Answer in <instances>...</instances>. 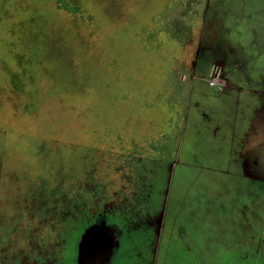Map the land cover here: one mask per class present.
I'll list each match as a JSON object with an SVG mask.
<instances>
[{
	"label": "rangeland",
	"instance_id": "obj_1",
	"mask_svg": "<svg viewBox=\"0 0 264 264\" xmlns=\"http://www.w3.org/2000/svg\"><path fill=\"white\" fill-rule=\"evenodd\" d=\"M263 97L264 0H0V264H66L100 204L155 227V264L197 258L167 204L217 232L204 264L264 261Z\"/></svg>",
	"mask_w": 264,
	"mask_h": 264
},
{
	"label": "flooded vegetation",
	"instance_id": "obj_2",
	"mask_svg": "<svg viewBox=\"0 0 264 264\" xmlns=\"http://www.w3.org/2000/svg\"><path fill=\"white\" fill-rule=\"evenodd\" d=\"M234 72H230V64L226 61H221V60H215L214 62V67L212 70V76L213 79L210 83V85L212 84V86H214L216 83V81L219 79L221 81H225V85L224 88H226V91L229 90V88H232V86H236V89L240 90V91H245L248 90L247 93H253L254 90H252V88H248V86H239L235 84V81L239 80V79H244L245 80V75L241 76L239 74L238 78L235 77L236 73H239V69H242L243 67L241 65L236 63H233ZM232 75V76H231ZM260 77H263L262 75H260ZM213 88V87H212ZM218 89H221V87L218 85ZM250 90V91H249ZM227 95L230 96V94H228V92H226ZM264 98V97H263ZM238 101H241L240 99ZM241 104V103H240ZM250 127V126H248ZM247 136L249 133V128H247ZM246 130V129H245ZM259 134L261 135L260 137L262 138V134L259 132ZM230 137V136H228ZM246 168L242 169V173L246 174ZM124 195V194H123ZM122 195V196H123ZM124 197V196H123ZM126 197V196H125ZM122 203L124 204V207H128L126 206L127 204H129L130 202H127L126 200H123ZM132 204V203H131ZM167 209H165L164 215H165V219L163 221V228H162V234L161 237L163 236V233L165 232V230H169L170 228L178 231V234H181V238L187 239V226L186 224H184V219L181 221H177L174 223L173 220H171V218L173 217V214L171 215V209L169 204H167ZM100 210L96 212H98V217L95 218V220L90 224H84L82 226V228H80V225H74L71 226V228L69 229V233H70V241L69 244L67 246V251H66V264H79L78 262V255H79V244L82 238V235L84 234V232L91 228L94 225H103L106 224L108 226H110L111 228H113V230L115 231V234L117 236V240L118 242L120 241V247L118 249L115 248V251L112 255V257L110 258L109 262H106L105 264H151V260L152 259H145L144 255V249H149L147 247V245L151 244V240H147V238H144V243L146 244L144 246V248L142 246L140 247H135L133 244H136V239L132 236L134 231H138L139 229L142 228V226H144L143 228H149V230L151 229V232L154 231L155 227H153L150 223L147 225H144L146 222L144 221L143 225H140L139 223V219H137L138 217H136L133 214H130L128 211V209L125 208L121 209L120 211H118V209H116L113 214L108 215V205L106 204L104 207H102V204L99 205ZM170 209V210H169ZM73 210V211H72ZM71 210V216L73 215L74 218H76V216H79L77 213L78 210L77 209H72ZM143 211V210H142ZM87 212V211H86ZM180 211H178L175 215H178ZM151 214V213H150ZM97 215V214H96ZM80 217V216H79ZM144 217V215H143ZM98 218V219H97ZM172 222V224H171ZM170 224V225H169ZM184 224V225H183ZM80 226V227H78ZM80 228V229H79ZM79 231L78 236L76 237L74 232L75 231ZM152 234V233H151ZM155 234V233H154ZM125 240V241H122ZM128 242V243H126ZM186 244H190L189 242ZM70 247H72L74 249V256H73V261L72 263H70V255H69V249ZM135 249H137V252L135 253ZM142 249H143V253H142ZM155 254V252H154ZM152 257V256H151ZM155 258H153V262L152 264H155Z\"/></svg>",
	"mask_w": 264,
	"mask_h": 264
},
{
	"label": "water",
	"instance_id": "obj_3",
	"mask_svg": "<svg viewBox=\"0 0 264 264\" xmlns=\"http://www.w3.org/2000/svg\"><path fill=\"white\" fill-rule=\"evenodd\" d=\"M120 247L115 231L110 226L94 225L82 235L79 244V264H105Z\"/></svg>",
	"mask_w": 264,
	"mask_h": 264
},
{
	"label": "trees",
	"instance_id": "obj_4",
	"mask_svg": "<svg viewBox=\"0 0 264 264\" xmlns=\"http://www.w3.org/2000/svg\"><path fill=\"white\" fill-rule=\"evenodd\" d=\"M186 203H189V202H184V201H182V207H181V205H179V208H183V206L184 205H186ZM186 208H187V205H186ZM189 209H192V210H196V208L192 205V206H190L189 207ZM194 217H196L195 219H194V221H193V223H192V227H193V231L191 232V233H193V234H196V235H198L199 233L201 234H199L200 235V238H201V236L203 235V233H204V227H205V224H204V221H205V217H204V215H202V216H197V215H195ZM200 217H202V219H203V223L202 224H200V222L198 221V219L197 218H200ZM176 221V220H175ZM175 221H174V223H175ZM177 222V221H176ZM167 230V229H166ZM210 231V230H209ZM189 232V231H188ZM188 232L186 233V234H188ZM202 232V233H201ZM207 234H208V239H206V240H204V242H200V241H198V240H200V238H194V241L191 239V242H189V240H188V236H187V239H184V241L186 242V243H191L192 244V246H189V248L188 247H186V244H185V248L184 249H186V251L187 252H190V253H194V256L195 257H197V258H194V259H192L191 261H188V262H186V264H204V253L207 251H209V250H207V244H210V242L212 241V240H215V239H218V236L216 235L217 234V232L216 231H214V234H210V233H208L207 232ZM209 235H213V236H215V237H210ZM221 236H220V239H224L225 238V234H220ZM223 236V237H222ZM198 237V236H197ZM176 239H179L178 238V233L176 232V235H174L173 236V238H172V241H175ZM212 239V240H211ZM182 240H183V238H182ZM209 240H211V241H209ZM181 241V240H180ZM200 242V243H199ZM202 244V245H201ZM202 246V247H201ZM209 247V246H208ZM209 249V248H208ZM203 250L205 251V252H203ZM193 251H195V252H193ZM253 255V254H252ZM255 255H256V253H255ZM257 256V255H256ZM204 259V260H203ZM225 258H223L221 261H223ZM259 259V260H258ZM254 262V263H257V264H264V261H263V259H261V257H254V255H253V257L251 258V260L249 259V260H245L244 258H241L240 256H239V254H237V256H232L230 259H225L223 262H221L222 264H248V262H250L249 264H252V262Z\"/></svg>",
	"mask_w": 264,
	"mask_h": 264
},
{
	"label": "crops",
	"instance_id": "obj_5",
	"mask_svg": "<svg viewBox=\"0 0 264 264\" xmlns=\"http://www.w3.org/2000/svg\"><path fill=\"white\" fill-rule=\"evenodd\" d=\"M251 129H252V127H249V131H251ZM249 134V133H248ZM229 138V137H228ZM115 251V250H114ZM114 253V252H113ZM154 258V257H153ZM153 258L151 257V264H152V262H153Z\"/></svg>",
	"mask_w": 264,
	"mask_h": 264
}]
</instances>
